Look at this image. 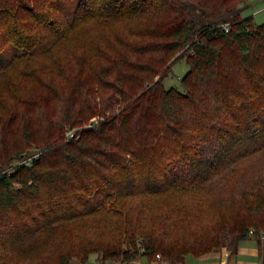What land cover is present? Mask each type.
I'll use <instances>...</instances> for the list:
<instances>
[{"label": "trees", "instance_id": "16d2710c", "mask_svg": "<svg viewBox=\"0 0 264 264\" xmlns=\"http://www.w3.org/2000/svg\"><path fill=\"white\" fill-rule=\"evenodd\" d=\"M244 1L0 0V264L49 240L58 264L261 252L264 22Z\"/></svg>", "mask_w": 264, "mask_h": 264}, {"label": "rangeland", "instance_id": "374dc122", "mask_svg": "<svg viewBox=\"0 0 264 264\" xmlns=\"http://www.w3.org/2000/svg\"><path fill=\"white\" fill-rule=\"evenodd\" d=\"M242 7H244L243 14L244 15H253L254 21L256 23H263L264 22V0H245L240 4ZM68 49L64 48V52L66 53ZM189 65L187 64L186 60L184 58L177 59L171 66V69L168 73V75L163 79V84L166 88L168 87H175L179 90H182L181 86V78L184 76V74L188 71ZM98 116H93L90 120L97 119ZM74 129V128H73ZM217 205V204H215ZM50 236V235H49ZM48 236V237H49ZM47 237V236H46ZM53 237V236H51ZM76 235H71L70 238L72 241L76 240ZM264 237V235H263ZM58 241L53 242L52 240L47 241L46 246H39L34 248L33 250H30L32 256L27 258H20L18 260V264H58L57 259V247H58ZM49 243H54V247H51ZM57 243V245H56ZM210 252H228L226 248H222L216 251H210ZM208 252V253H210ZM96 254H91L89 256L88 262H95L98 261L96 259ZM92 259V260H91ZM141 259L144 260V257H141ZM95 260V261H94ZM214 260V259H213ZM70 264H82L79 262L77 258H70ZM185 264H203L206 261H210L209 259L202 258L201 256L196 257L192 254L185 255ZM99 263V261H98Z\"/></svg>", "mask_w": 264, "mask_h": 264}, {"label": "crops", "instance_id": "0c3cea01", "mask_svg": "<svg viewBox=\"0 0 264 264\" xmlns=\"http://www.w3.org/2000/svg\"><path fill=\"white\" fill-rule=\"evenodd\" d=\"M138 258L131 262L109 261L105 264H148L150 261ZM209 259L203 264H264V237L262 238V250L259 251L256 240L247 238L241 240L234 255L229 256V252H210L201 256ZM214 259V260H213ZM92 260V259H91ZM95 261V260H94ZM100 264V263H99Z\"/></svg>", "mask_w": 264, "mask_h": 264}, {"label": "built area", "instance_id": "2783aa9c", "mask_svg": "<svg viewBox=\"0 0 264 264\" xmlns=\"http://www.w3.org/2000/svg\"><path fill=\"white\" fill-rule=\"evenodd\" d=\"M84 264H99V263H98V261H95V262H86ZM148 264H171V263L168 259L163 257L160 253H157L155 255L154 259Z\"/></svg>", "mask_w": 264, "mask_h": 264}]
</instances>
